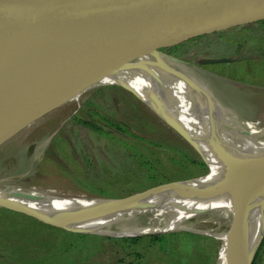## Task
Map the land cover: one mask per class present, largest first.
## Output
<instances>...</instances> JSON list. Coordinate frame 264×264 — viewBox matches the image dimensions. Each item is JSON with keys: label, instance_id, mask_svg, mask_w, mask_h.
<instances>
[{"label": "rangeland", "instance_id": "rangeland-1", "mask_svg": "<svg viewBox=\"0 0 264 264\" xmlns=\"http://www.w3.org/2000/svg\"><path fill=\"white\" fill-rule=\"evenodd\" d=\"M263 21L261 18L234 23L224 29L222 37L213 35L211 41L202 40L197 54H189L193 55V61L176 57L189 65L194 77L223 109L237 112L247 122L264 115ZM220 58L229 61H211ZM102 86L89 89L77 101H69L47 113L1 143L0 182L54 190L61 196L122 198L208 172L203 177L163 187L201 182L221 173L230 162L215 146L207 152L204 145L201 149L191 129L186 127L185 132L179 128L181 133L178 132L176 123L164 120L165 114L159 108L157 112L162 116L141 99L135 102L120 94L119 108H112V98H107L101 110L124 126L119 128L97 117L102 133L91 135L99 146L95 150L98 162L86 165L82 148H75L66 136L74 120L85 117L84 103ZM165 118L170 119L166 115ZM212 123L228 135L215 121ZM205 220L206 216L190 219L186 226L171 232L122 237L96 235L104 239L94 240L79 236L85 233L67 231L0 207V264H216L221 241L207 232L226 231L229 226L225 220L220 223ZM147 222L148 216L139 215L128 224ZM153 236H164V240L153 244ZM134 237L141 240L135 244L121 241ZM256 264H264V248Z\"/></svg>", "mask_w": 264, "mask_h": 264}, {"label": "water", "instance_id": "water-1", "mask_svg": "<svg viewBox=\"0 0 264 264\" xmlns=\"http://www.w3.org/2000/svg\"><path fill=\"white\" fill-rule=\"evenodd\" d=\"M261 18L264 0H0V144L146 52L164 54L162 48L191 36ZM205 174L122 198L91 199L108 200L107 209L118 210L152 190ZM242 176L252 177L239 195L242 225L231 235L229 246L231 252L246 253V213L256 186L264 181V160L257 169L243 167ZM0 207L67 231L95 234L1 197ZM263 238L264 234L258 249ZM258 249L246 256L245 264H253Z\"/></svg>", "mask_w": 264, "mask_h": 264}, {"label": "bare ground", "instance_id": "bare-ground-1", "mask_svg": "<svg viewBox=\"0 0 264 264\" xmlns=\"http://www.w3.org/2000/svg\"><path fill=\"white\" fill-rule=\"evenodd\" d=\"M189 68L188 64L175 57L146 52L97 80L91 88L116 84L131 89V92L138 90L163 98L207 133L215 148L235 165L233 163L221 173L201 182L152 190L118 210H108L106 205L110 202L105 199L61 196L55 194L54 190L41 191L6 181L0 182V197L28 205L75 229L105 236H139L176 231L186 226L188 220L204 216L208 222L220 223L225 220L228 230L207 232L221 241L216 264H245L246 256L255 254L264 234V181L256 186L247 208L243 231L247 252H231L229 241L232 234L235 236L238 226L242 225L239 220V195L252 177L242 176L243 167L250 165L257 169L258 162L264 160V115L256 121L247 122L237 112L226 111ZM91 88L71 97L54 110L69 101H77L80 95ZM138 97L162 116L146 95ZM162 117L173 124L165 115ZM211 119L229 136L216 129ZM31 124L33 122L14 136ZM178 127L177 131L181 133ZM233 135L238 136L243 144L237 143ZM202 157L206 159L203 154ZM139 215L148 216L147 224H128L129 220H135Z\"/></svg>", "mask_w": 264, "mask_h": 264}, {"label": "trees", "instance_id": "trees-1", "mask_svg": "<svg viewBox=\"0 0 264 264\" xmlns=\"http://www.w3.org/2000/svg\"><path fill=\"white\" fill-rule=\"evenodd\" d=\"M263 23H264V21H263ZM213 35H217V36L222 37L224 35V30H216V31H212V32L210 31V32H204L202 34H197V35L191 36V37H189V38H187V39H185L179 43L171 45L169 47H164V48H162V50L165 51L166 53H169V54L176 56L178 58H182V59L188 60V61H193L194 60L193 55L197 54V52L199 50V46L202 43L201 41L202 40H209ZM209 41H211V39ZM190 52L193 53L192 56L189 55ZM133 92L135 93V95L132 94L131 92H129L128 90H126L120 86H116V85H108V86H102L100 88H97L94 91V93L90 96V99L84 103V108L82 110V113H84L85 117L76 118L74 120V122L72 123V127L70 128V130L79 132L75 137L76 140H80V136L83 134L82 133L83 131H86V130L100 131L103 129V127L101 128L99 126L100 119L97 118L98 116L102 120L110 122L111 125H116V127L122 128L124 126L123 123H120L119 121H115L114 118H112V117L110 118V116L108 117L107 115H104V113H102L101 108H102L104 102L107 101V98H112L113 103L111 106H112V108L117 109V108H119L118 107V99L120 98V94H122L123 97H128L132 101H135V100L139 101L138 100L139 95H146V97H148V99L150 101H152V103H154L166 116L170 117V119L173 121V123L176 122V126L177 125L179 126L178 128H181L182 131H185V132H186V130H185L186 127H187L186 129H188V130L191 129V131L193 133V138H195L199 141L198 145H200L201 149H203L202 145H204L206 152L209 151V149L212 150L210 148L211 146H214V142H213L212 138L207 133H205L201 128H199L197 125L192 123V121L187 119L180 111H178L175 107H173L171 104H169L166 100H164L163 98H161L159 96H155V95H152V94H149L146 92H142V91H138V90H134ZM132 105L135 106L134 103ZM140 108H143V107L140 106ZM212 122L213 121L211 120V123ZM187 136L190 138L189 135H187ZM233 138H235L237 143H242L237 137H233ZM75 145H77V143H75ZM216 151H218L219 153H223L222 151H220L218 149ZM211 160L213 162L212 158H211ZM201 163L205 165L204 162H201ZM231 163H232V161H230L227 164L226 168H228L229 164H231ZM79 236H81L82 238L91 237L94 240H98V239L103 240L104 239V238L98 237L96 235L79 234ZM139 240H141L140 237H138V238H136V237H134V238H122L121 239V241L130 242V244H135ZM159 240H161V241L164 240V236H153L151 242L154 244ZM162 244H164V242ZM263 248H264V238H263L262 243H261V245H260V247L256 253L253 264L257 263L258 256H259L260 252L263 250Z\"/></svg>", "mask_w": 264, "mask_h": 264}, {"label": "flooded vegetation", "instance_id": "flooded-vegetation-1", "mask_svg": "<svg viewBox=\"0 0 264 264\" xmlns=\"http://www.w3.org/2000/svg\"><path fill=\"white\" fill-rule=\"evenodd\" d=\"M103 86H107V85H103ZM96 132L102 133L101 130L100 131L86 130V131H83L82 132L83 134L80 136V140H76L75 137H76V135L79 132L78 131H71V130H69V133L66 136L67 141L70 144H72L75 148H78V147L82 148L83 153H84V157H85V164L86 165L87 164H92V165L94 164V165H96V163L98 162L97 157L95 155V150L99 146H97L96 142H94V140L92 138V135H91V133H96ZM106 132H114V131L113 130H106ZM75 143H77V145H75Z\"/></svg>", "mask_w": 264, "mask_h": 264}]
</instances>
